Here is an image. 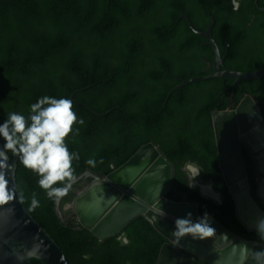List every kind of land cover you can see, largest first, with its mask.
Returning a JSON list of instances; mask_svg holds the SVG:
<instances>
[{
    "label": "trees",
    "instance_id": "16d2710c",
    "mask_svg": "<svg viewBox=\"0 0 264 264\" xmlns=\"http://www.w3.org/2000/svg\"><path fill=\"white\" fill-rule=\"evenodd\" d=\"M262 7L264 0H245L238 9L233 0H0V123L10 112L27 117L45 95L74 96L84 124L74 125L78 135L66 143L79 153L73 161L78 178L87 171L104 178L155 139L176 168V188L168 196L197 201L202 213L210 209L223 224L246 232L219 168L212 112L251 94L264 113V77L237 86L216 78L176 88L184 78L212 73L215 59L209 40L181 16L204 31L214 16L213 35L222 55L228 53L226 68L251 72L264 67ZM93 157L97 163L90 167L86 161ZM189 161L223 193V204L191 186ZM16 178L26 206L73 264H157L166 238L144 215L125 227L129 241L123 244L121 234L100 241L67 208L93 176L79 179L59 208L21 160Z\"/></svg>",
    "mask_w": 264,
    "mask_h": 264
},
{
    "label": "water",
    "instance_id": "95a60500",
    "mask_svg": "<svg viewBox=\"0 0 264 264\" xmlns=\"http://www.w3.org/2000/svg\"><path fill=\"white\" fill-rule=\"evenodd\" d=\"M264 9V8H262ZM189 21L195 32L207 38L216 55L214 72L209 75L182 79L176 88L215 79L255 80L264 77V67L251 72L226 68L225 56L213 36L215 20L207 31H199ZM69 99H74L70 97ZM219 157V166L229 193L235 202L236 218L252 235H244L234 225L228 227L208 213L211 225L216 229L213 237L193 240L185 236L176 244L172 236L174 221L192 213L195 221L199 215L197 201H176L168 197L174 188L172 163L158 145L148 142L142 145L125 163L101 178L92 171L80 176H93L95 181L82 191L67 207L73 208L77 220L89 229L100 241L121 233L138 215L149 218L156 230L165 238L157 264H256L253 253L264 251V241L257 233L256 224L264 218V197L261 185L264 181V144L246 137L264 128V114L260 103L246 94L236 109L216 110L212 113ZM245 152L252 169L246 161ZM19 156L11 160L0 139V171L5 173L9 187L16 193L13 200L0 205V264H73L53 236L33 217L26 207L18 187L16 171ZM172 165H171V164ZM247 184L246 186L244 185ZM256 184L253 193L252 185ZM245 186L244 187H242ZM217 202H223L220 193ZM201 195L211 198L201 191ZM246 201L251 202L253 214H246ZM161 211L166 215L161 216ZM263 240V239H262ZM206 244L204 251L195 245ZM35 249V251H34ZM32 253V255H29Z\"/></svg>",
    "mask_w": 264,
    "mask_h": 264
},
{
    "label": "clouds",
    "instance_id": "9594fccd",
    "mask_svg": "<svg viewBox=\"0 0 264 264\" xmlns=\"http://www.w3.org/2000/svg\"><path fill=\"white\" fill-rule=\"evenodd\" d=\"M235 6L237 9L239 8V4L237 2H235ZM262 10L264 11V9ZM213 18L216 24V19L214 16ZM213 18H212V22H213ZM199 31L205 32L204 30H199ZM215 55H216V52H215ZM125 64L128 65L129 67L132 66V64L129 63L128 61H125ZM213 66H214V63H213ZM209 74H204V75H209ZM204 75H199V76H204ZM199 76H196V77H199ZM224 79H228V78H224ZM232 80L236 81L235 79H232ZM242 81H248V80L238 81L237 84L234 86H237L238 83ZM74 99H76V97H74ZM242 99L240 100V102L242 101ZM240 102L238 103V105L240 104ZM237 106L229 107L227 109H236ZM227 109H217V110H227ZM212 122H213V129H214L213 119H212ZM77 123L80 125H83L84 120L79 118L77 113L74 111L73 102L71 99L67 97L56 98V97L47 96V95L40 97L35 103L30 105V114L27 117L18 112H10L7 114V118L4 120V122L0 123V137H2L3 140L5 141V143L3 144V148L6 150H10L14 155L19 156V160H21L23 166L33 171L40 177L38 181L39 186L46 191L47 197L49 199H52L58 203V208H59L61 199L65 197L69 193V191H71L72 186L78 181V176L75 174V168L73 167V161H79L80 156L78 152H71L66 143V138L70 134L78 135L79 130L76 129L74 131V125H76ZM214 135H215V131H214ZM215 141H216V137H215ZM253 141H256V140H253ZM148 142H153L155 145H158L160 149L162 150L161 145L158 144L155 139H150L146 143ZM162 152L164 153L163 150ZM246 153L247 152H245V157H247ZM165 156L167 157V160L173 164V162L170 160V158L166 154ZM218 161H219V157H218ZM86 163L90 167H95L97 161L93 157V158H89L86 161ZM2 167L3 165L0 164V168ZM251 169H252V165L250 164V159H249V170ZM185 170L191 174V177H192L191 186H193V188L198 189L201 193V191H203L202 185H209L213 191L220 193L223 198V193L221 191L217 190L211 182H207L203 179V176H204L203 171L200 168V165H198L196 162L189 161L185 166ZM175 174H176V168H175V165L173 164L172 165L173 184H174ZM199 177L202 182L199 180ZM222 178H223V174H222ZM92 183L90 185H92ZM57 184H60L62 186H55ZM224 185L226 187L227 192L229 193V188L226 186L225 182H224ZM173 186H174L173 189L175 190L176 187L175 185ZM252 191L253 193H255L256 184L252 185ZM15 195H16L15 191L9 187V181L8 179H6L5 173L3 171H0V205L7 204L9 201L13 200ZM22 198H23V194L21 193V199ZM205 198H208V197H205ZM208 199H211L217 202L216 200H214L215 198L212 199L211 197ZM186 200L187 199L176 200V201H186ZM189 201H192V200H189ZM217 203L220 205L223 204V202H217ZM233 203L235 207V202L233 201ZM31 207L32 209L39 207V200L37 199L36 193L32 194ZM235 211H236V208H235ZM164 215H166V213L161 211V216H164ZM174 225L175 227H174V230L172 231V236L175 238L176 244H179L180 240L184 238L185 236H190L193 240H204L206 238L213 237L216 234V229L212 227L211 220L207 212H205L203 216L198 217L195 221L192 219V213L189 212L183 218H180V217L176 218L174 221ZM233 225L240 232L244 233V235L245 234L252 235V233L248 232V230L245 227L244 228L246 229V232L240 230L235 224ZM233 225L231 226L233 227ZM256 230H257V233L261 236V238L264 239V218L259 219L257 221ZM123 231L119 233L121 234V236L117 237V239L121 243L127 244L129 239L128 237H125V235L123 234ZM262 239L258 238V240L264 241ZM29 255H32V253H29ZM85 258H87V256H85ZM253 259L256 261V264H264V251H258V252L253 253Z\"/></svg>",
    "mask_w": 264,
    "mask_h": 264
},
{
    "label": "bare ground",
    "instance_id": "6f19581e",
    "mask_svg": "<svg viewBox=\"0 0 264 264\" xmlns=\"http://www.w3.org/2000/svg\"><path fill=\"white\" fill-rule=\"evenodd\" d=\"M246 138H247L246 140H248V142H251V140H256V141L261 142V143L264 144V128L261 129V130L258 131V132L253 133V134L250 135V136H247ZM244 185L246 186L247 184L244 183ZM245 186L242 185V187H244V188H245ZM202 190H203V192H204L206 195H208V196H210V197H212V198L218 199V197H219V195L216 194V193L210 188L209 185H202ZM261 193H262V195H263V197H264V181H263V183H262V185H261ZM230 196H231V199L233 200V198H234L233 195L230 194ZM222 200H223V198H222ZM245 203H246V214L249 216L250 214H253V210H252V208H251V202L246 201ZM202 212H203V211H199V212H198L199 215L204 214V213H202ZM206 212L212 214L211 211H210V209H206ZM195 247H196L199 251H204L205 248H206V244H205V243L197 244V245H195Z\"/></svg>",
    "mask_w": 264,
    "mask_h": 264
},
{
    "label": "flooded vegetation",
    "instance_id": "af4514ba",
    "mask_svg": "<svg viewBox=\"0 0 264 264\" xmlns=\"http://www.w3.org/2000/svg\"><path fill=\"white\" fill-rule=\"evenodd\" d=\"M233 1H234V3L237 2L239 4V7H240L245 0H233ZM262 8H264V7H262ZM246 161L249 163L248 157H246Z\"/></svg>",
    "mask_w": 264,
    "mask_h": 264
},
{
    "label": "rangeland",
    "instance_id": "374dc122",
    "mask_svg": "<svg viewBox=\"0 0 264 264\" xmlns=\"http://www.w3.org/2000/svg\"><path fill=\"white\" fill-rule=\"evenodd\" d=\"M261 79V78H260ZM199 180L201 181L200 177H199ZM202 182V181H201Z\"/></svg>",
    "mask_w": 264,
    "mask_h": 264
}]
</instances>
